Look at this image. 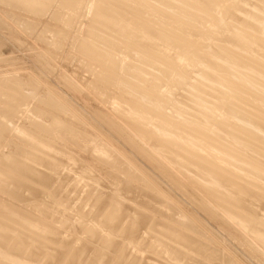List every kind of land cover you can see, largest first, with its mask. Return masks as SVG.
I'll return each mask as SVG.
<instances>
[{
	"label": "rangeland",
	"instance_id": "rangeland-1",
	"mask_svg": "<svg viewBox=\"0 0 264 264\" xmlns=\"http://www.w3.org/2000/svg\"><path fill=\"white\" fill-rule=\"evenodd\" d=\"M62 1L63 0H53V1L38 0L39 11L37 14L33 12H28L23 9L21 10L20 7L16 8L11 5L0 2V80H2L0 81V90L3 88L9 89V87L6 88L7 86L4 85L5 81H3V79L9 78L14 82H17L21 86L22 93L24 95L23 100L25 99L24 101L22 100L23 102H21L22 106L20 107H22V109L19 115H17V117L13 115L2 117L3 119L1 121L4 122L3 124L4 128L3 131L0 132V158H3L2 156H4V158H9L11 157L10 155L19 152L20 150H22V148H25L26 144L23 138H25V136L28 135L31 137V139L38 141L42 146L49 145V147H54L58 150L63 151L70 159V161H73L71 162L72 165L69 164L70 161L68 159L67 160L63 159L62 157L64 156L60 154L62 156L61 158L65 162L62 160L63 163L62 162L59 163L58 160H56L53 157H50V155L48 156L46 154L45 156V153L42 154L39 153V151L33 149L32 151L38 154L40 157L42 158L44 157L46 162L50 161L51 163L56 164V166L59 165L61 167L60 169L58 166L59 171L63 170L61 171V173L59 172L58 174H56V176L53 178L54 183L52 182V184L49 186V187L52 186L51 187L52 189L48 190V187L45 188L44 186H42L41 188H44L46 192L42 194L43 197L36 195L37 192H35L34 190L32 191V189L24 186H23L24 188L22 187L23 189L20 190L19 196L17 198L12 197L13 195L11 192L8 193V191H4L6 193H3L0 191V203L8 204L11 207H13L15 210L20 212V216H19L20 219L24 220V218L21 217L24 214L27 215L29 218H32L33 220L41 222V224L43 223L44 225H52L53 227H57V228L61 227L60 228L61 230L64 229L65 231H62L61 236H64L66 234V236L63 237L66 240L68 239L67 241H64L65 245L63 243L53 244L55 240L51 239L53 241L52 242L49 241V239H47L46 237H40L36 235L25 226H20L21 222L19 220L13 221L11 218L9 219L6 216L5 218L4 216L0 215V221L4 220L2 221L3 223H8L11 227V231L13 232L12 233L10 231L12 234L11 233L8 234L7 236L8 239L6 238H4L6 240H4L3 238L1 239L2 243L5 246L4 247L5 250H8V246L10 245L11 241L13 242L15 240L16 236L18 237V235L19 236L21 235L20 237H23L25 234L24 238L27 240L28 244H26V248L28 250L26 248L24 249V251L26 252L23 253L22 255L23 257L25 254H28L27 252L30 249L33 248V244L31 242L35 241L33 240V238H36L40 240V242L43 239L44 241H42V243H44L45 246L46 245L48 247L55 246L54 248H56L57 246V248L60 249V251L62 250L61 252L63 254H60V260L57 261L55 264H77V262L78 264H115V262L119 261L118 260L119 257L117 256L120 254V251L122 249V247L119 248L121 245H119L118 248L117 246H115L116 250L114 251V248L107 247L108 242H106V244L104 242L105 245L103 244L102 236L101 237L98 236V238L96 239V236L95 238H93L91 237V234L89 233H88L89 235L85 234L87 233L86 231L89 224L84 225L85 221L82 220L81 218L82 216L85 217L88 215H89L88 217L90 218V214L92 212L89 213V209L91 205H95L93 200H95L96 196L101 195L102 197L104 195L100 193L105 192V195L102 198L109 196L107 195V193L111 194L114 192L116 194V197L118 196L120 198L121 197L123 198V196L129 191L128 196L133 192L130 195L131 197L130 196L127 197L125 195L126 197L123 199L124 204L123 205L120 204L117 207L119 211L117 214H119V220H120L119 222L121 226L118 227L119 224L116 225L115 227H117V231L116 229L114 231H116V234L118 236V233L120 231L121 232L123 231L120 230L121 227L125 228L124 225L125 224L127 225L129 223V222L126 223L128 220L130 221L129 219L130 217H128V215L125 214L127 213V211L134 213V210L139 209L140 212L142 211V214L145 215L143 216L144 219H146L145 217H147L146 219V221L148 222L147 225L145 226L146 221L144 220L145 222L143 223L144 226H142L139 229V231H137V233L139 232L138 234L139 236L137 235L139 242L143 240V242H141L143 243L142 246L148 243L147 246L142 247L143 249L140 247L135 248L133 246L131 249V247L129 246L130 248L127 249L126 252L127 255L129 253L128 257L130 258L129 259L130 261H134V259L136 258L134 261L135 264L137 263L141 264L142 262H143L142 264H197V263L224 264L226 263L225 262L226 258L233 260L236 264H264L263 261L264 251L261 250V248L258 245L256 246L257 243H255V241H253V239L250 238L247 234L245 235V233L242 232L241 230V227L246 225L245 221L238 223L239 226H237L235 224H232V222H230L232 220H229V218L227 220L226 219L227 216L224 215L223 212L219 211L220 209L217 210L218 208L217 206L213 209V207L215 206L214 202L217 203V201L218 202L220 200L222 201V197L219 194L216 195L215 192L210 193V191L206 189L207 185H209L211 181V178H209L206 175L205 176L199 175V173L197 172H199L200 169L195 168L194 165L189 166V164H186L185 166L181 161L178 160L175 161L173 160L172 162V160H169L167 156L165 157L159 151H155L153 148L155 147L156 144L152 143V141H150L149 138L146 137L144 139L139 138L137 134L138 127L136 126V124H134L135 126H133L131 123H129V121H127L126 123L125 120L127 119H124V116L122 115V113L130 114V115L133 114V111L128 105V101L131 102L130 99L133 98V100L136 99L139 100L140 103L142 102L141 103L142 105L148 106L151 109L154 108L153 110L154 113L160 114V112H163L166 116L169 117V120L171 121L174 120L177 116V121H179V119H182L184 115L186 116L187 114H183L182 117V114L178 112L175 113L174 111L176 110V108L171 103L176 101V99L180 100V97H182L181 95H183V97H186L185 105H187V113H188L187 116L191 115V113L196 112L195 110L196 105H194L193 102H191L192 98L190 99V97H194V96H192L191 93L190 94L188 93L187 87L185 86L178 88L175 87L172 88V90L167 89L175 82V79L173 78L171 79L169 77V74L165 73L163 69L169 64H171L173 61L168 58H165L163 61L162 60L159 61L156 58L157 56L155 55L154 51L150 50L149 47L147 46L139 47L136 44H132V45L129 44L130 47L133 48L132 50L124 45V48H122V50L120 49V51L118 52L119 54L118 56H120L119 58L124 59L123 61L124 65L127 66L133 61H135L138 66L139 75L144 76L145 73L148 72L149 74L146 75L147 81L152 82V80L156 78L162 80V82L159 83V85L156 87V91L158 94L166 93L168 95L167 98L171 100L170 101L171 105L169 104L168 106L165 105L161 108H155L150 102V100L147 98V96L144 94H140L136 92L132 93L130 90H125V89L119 90L109 85L100 83L98 79L100 76L99 63L94 58V55L86 48H84V44L81 42V39L83 38L81 37L83 36V34H85V31L87 32L88 29L91 30L93 33L95 32L94 34L96 37L97 47L102 49L103 53L107 54L112 52L111 44L113 42L119 43L116 40L117 39L120 40L122 38V35H120L122 32H120V30L118 29L117 31L116 29L106 30L104 26H101L91 20L92 17L91 15L94 11L91 9V6L93 2L95 4L96 1L71 0L70 4L72 5L70 4L65 5L63 6V9L62 7H60L62 5ZM231 1L233 0H224V2L221 3V6H219L221 9L216 11L218 17H221L222 15L225 14L224 6H227L231 8L234 13H236L234 14L233 19L230 21V24H228V27L231 29V34L229 36H226L225 38L222 37L225 42L224 45L226 46V48L233 47L234 46L233 37L236 35H240L244 32V29L242 28L243 22H241L240 17L245 18L246 14L242 16L241 12L235 11L236 8L238 7L245 8L246 6H248L246 5L248 0H244L241 3L236 2L235 5L229 6ZM252 1H250V3H252ZM107 2H109V0ZM116 2L119 1L115 0L113 3L116 6L120 5L121 8H119L120 6H117L118 7L117 8L114 5L115 8L122 9L123 11H124L123 8L125 9L128 8V6L126 8L125 5H122L123 2L121 3V1L119 3ZM254 2L253 4L258 6L257 11L260 8L258 14H260L259 17L263 18L262 22L264 24V13H263L264 4L262 5L261 4L262 2L260 0L257 1L254 0ZM152 3H158L159 5L162 6L164 0H152ZM218 3H219L218 0H211L210 2V4H218ZM214 6L215 5H209V7H214ZM261 6H263L262 7L263 12L261 11ZM65 7H68L67 10L65 9ZM183 7L186 8V10L188 9L187 6H183ZM92 8H94V6ZM128 9L131 10L133 8L131 9L128 8ZM122 10L120 11L123 13ZM129 10H126V13L129 14L128 12ZM260 11L262 13H260ZM131 12L129 14V17L130 15H132L133 17L134 14V18H135L136 13L137 15H140V13L138 14V12H135L134 9ZM147 18L150 22L153 20L152 15H150V17ZM182 18L188 21V19H190V15L183 14ZM212 24L208 20H205V18L201 19V29L199 30V32H202L200 34L203 35L208 30H212L214 36L213 37L214 43L218 45V43H220L218 40L221 37V33L219 30L220 28L215 26L214 22H212ZM162 25L164 28H169L167 22H162ZM135 26H137V24H135ZM262 32H264V30ZM87 33L84 36L86 38H87ZM263 40H264V34H263ZM198 43L199 41H196L193 44L197 45ZM242 53L244 54L245 52L242 51ZM259 56L261 57L262 54H260ZM184 62L185 59H182L180 61L182 65L184 64ZM215 62L217 66L216 68L211 69L210 71L211 74L227 76V78L230 77L232 79H235L236 73L232 69L226 66L223 57H221L220 55H215ZM246 67L241 68L239 70L241 75H245V73L247 72ZM186 69L187 66L184 65L183 70ZM191 70L194 71L195 69L192 68ZM195 74L197 73H193L194 76ZM196 78L197 77L195 76L192 80L191 77L188 78L186 76L181 78V80L184 82L192 81V83H194V80ZM207 82L210 83V81ZM232 86L236 87L237 84L235 83ZM12 91L13 90L11 89L8 92L11 93ZM208 92H210V90H208ZM174 98L175 100H173ZM203 98L206 99L204 100L202 99L203 100L202 102L208 103L209 105L210 97L208 98L209 101L206 95H203ZM120 101L123 103H121ZM119 102L121 103L122 106L120 105ZM213 102L216 104L219 103V105L221 106L224 103L222 102L221 97L215 98ZM124 103L127 104L126 107L125 105L123 106ZM0 106H1L0 108H2L3 106L1 101H0ZM8 108L9 107H7L6 109ZM184 110H186V108ZM120 115L123 118L120 117ZM179 116L181 117L178 119ZM152 118L153 117H151V119ZM151 119L148 122H143L139 120V122L141 123V127L147 132L150 131L151 136L154 137V135L155 136L157 135L158 137L156 138L161 139L162 137L159 134L161 131L159 129L161 128L162 122L157 119H152V120ZM177 121L175 120L174 122ZM207 121L209 122L205 124V127L207 126L206 129L208 130V133L205 130L203 131L205 132L203 133L205 137L206 135L209 134V132L213 133V131H216L218 127L217 125L218 121L215 122V120L213 119H209ZM34 122L41 124L37 125ZM5 126L7 127V129L5 128ZM238 126H244L247 131L253 132V129L251 127V121L246 120V118L244 117L241 116L239 117L238 121L235 124V127ZM172 129L173 130L171 129L170 130L174 131L175 133L172 132L169 134V136L172 137L173 135H175L174 138H177L176 137L177 133L175 131L176 129L175 130L174 128ZM169 131H167V133H169ZM153 132L156 134H154ZM76 133L77 134L80 133V134L76 136L77 135ZM252 135L253 134H251L250 136ZM223 140L224 142H226L227 145H229L230 143L229 139L223 138ZM174 143L175 142L170 143L172 146H170L169 144L168 146L170 148L171 147L178 148L179 152L182 155H187L186 151L184 152V150H181L180 144L177 145L175 143L176 144L175 146ZM28 148L29 147L27 145V148L25 149ZM200 149L201 152L204 151V154L202 153V155L209 154V152H207L209 151V149L206 146L205 148H200ZM152 150H154L157 153H155L154 151L152 152ZM109 153L110 155H112V158L114 157L115 160L117 158L119 162L124 161L123 163L121 162L120 163L123 165L122 167L125 170H120L119 167H116V165L118 166L119 162H115L116 163L115 164L109 162L110 160L109 161L107 160L108 161L107 162L106 159H103L105 156H108ZM62 164L64 167L61 166ZM68 165L72 166L73 168L71 167V169L69 170ZM3 167L4 168H1L2 172H5L7 176L9 175L8 173L11 174L12 171L9 169V165L8 167L7 165ZM83 167L85 168V170ZM230 167L233 170L237 171L240 175L243 176L246 175L245 177L249 176L245 173V171H243L241 163L239 161L237 162L230 160ZM8 170H10L11 172ZM44 171L45 170L41 167V169L34 170L32 172V175L34 176L35 179L42 180L44 178ZM201 171H202V167H201ZM130 172L132 176L129 175ZM16 175L19 176V174ZM127 176L128 177L130 176L131 178L130 177L128 178ZM61 178H63L64 180ZM55 179H57V181H55ZM91 180L99 183L98 188L100 189H101L100 186L102 185L104 188H102L101 190H106V191L103 192L98 191L100 190V189L98 190L96 189L98 184H93L96 182H93ZM257 180L259 181V179ZM55 182H56V187L54 185ZM59 182L62 184V186ZM87 182H90V184L89 183L88 185L85 184L86 187H84V183ZM259 182L264 184V181H259ZM36 183H34V185H36ZM59 184L62 188L59 187ZM92 185H94V187L96 185V187L93 188ZM198 185H202L201 187L203 189L200 188V186ZM57 187L60 188L59 190L57 189L58 192L60 191L59 193L57 192L58 196L55 192ZM64 187H66V189ZM90 187H92L96 191L92 190L88 192V190L92 189ZM70 189L73 191H71ZM53 190L55 192V195ZM61 190L64 193H62ZM94 191L95 192L98 191V193L100 192L99 193L100 195L98 193H97L98 195L97 194L95 195ZM142 191H144L143 193L149 191L147 192L149 193L147 202L145 201L147 197L146 195L147 193L140 194V192ZM206 191L208 192L209 196H206L208 195ZM44 194L47 196H45ZM91 195H93L91 197L92 199L89 198ZM215 195L217 196V198ZM44 196L47 197L48 199L45 200ZM210 196L216 198V199L214 198L212 199V201H214L212 202L213 204H211L208 200H206L208 198L211 199L212 197ZM38 197L39 199H41V201L39 199L37 200ZM58 197H59V201H56ZM61 197L64 200L67 199L66 200L67 202H65ZM79 197H82L81 200H79L80 199ZM49 198H52L50 199L51 207L50 206L47 207V205L50 204V201L49 203L46 202L49 200ZM218 198H220V200ZM70 199L73 201H71ZM82 199H84V202L88 205H85V203L81 202L83 201ZM60 200H63L65 203L63 201H61L62 202L61 203ZM201 200L204 204L201 202ZM38 201H40V203ZM54 201L56 202V204ZM142 201L143 202L145 201L144 202L145 204L147 203L148 208L151 205L152 206L150 208L155 207L156 209L157 208L160 209L161 207V210L162 209L163 211L165 210L164 212H167L166 214L168 216L172 215L173 218L172 220L174 221L168 219L165 213L164 214L166 215V217L159 216L157 213L155 214V211L153 209H150L149 212L148 208L146 209V207L144 208V206H142L143 205ZM163 201L165 204L163 203ZM37 202L38 205H42V208L44 207L42 210L45 212L43 211L41 212L40 210L37 209L38 207ZM57 202L58 203L60 202L58 206H57ZM78 202L81 204H79ZM253 202L255 204L254 207L257 206L256 208H254L257 209L255 211H259L260 207H262L260 211L257 212V214L259 216L260 214L261 216H264L263 213L264 199H261L260 201L258 200L257 202L256 201ZM255 202L257 203V205ZM82 203L85 205V207L82 206ZM89 203L91 204L89 205ZM153 204L156 206H154ZM166 204L168 208L166 207ZM233 204L235 205L233 201L226 203L227 206H229L230 208L232 207L234 209L237 206L234 207ZM33 205H35L36 208ZM66 206H70V208L69 207L66 208ZM87 206L89 207V209ZM71 207H73L72 212L74 209H76L74 211L75 215L73 214V216L71 215L72 212H70ZM83 207L85 208L84 209L85 211L88 210L87 211L88 215L83 210ZM101 207L102 209L104 208V210L100 209L99 212L101 214L98 213V216H96L98 218L99 217L102 218V219L97 218L98 221L103 220L104 217L107 216V214L112 209H114L111 203L110 205L109 203L108 205L104 204ZM47 208L51 210L49 211L47 210ZM53 208L55 211L52 210ZM64 208H66V210L62 211ZM78 208H80L81 210L79 211ZM108 208L111 209L109 210ZM105 210L108 212L107 214L106 213L103 214L104 212H106ZM124 210L126 212H124ZM121 212L125 216H123ZM144 212H146V214ZM76 214L77 216L80 214L79 217H77ZM102 214L105 216H102ZM120 214L123 217H121ZM126 215L128 218L126 217ZM74 216H76L77 218ZM71 217H74L75 219ZM68 219L69 221H67ZM79 220L80 223H78ZM90 220L91 219H89V223L90 225H92L91 223L93 221ZM15 221H17V223ZM64 221H67L68 224L64 223ZM76 221L78 222L76 223ZM82 221H84V223ZM177 221H180L181 223L183 222V225L185 227L181 228L183 225L179 224L180 222ZM81 222L83 223V225ZM62 224L64 227L62 226ZM76 224L78 225L79 228L76 227L77 226ZM148 224L149 227L152 228L153 226V228H155V229L152 228V230L155 231L157 229L159 230V232L156 231L151 233L152 231L149 230L150 229L149 227H147ZM80 225H82V227H80ZM69 226L71 228H68ZM189 228L190 229L193 228V229L190 230ZM178 229L180 231H176ZM100 230L98 229V231L101 233L103 230L102 231ZM148 230L150 231L151 234L149 233ZM17 231H19V233ZM175 231L178 232L179 234L175 233ZM194 231L197 232L195 233ZM20 232L23 234H21ZM17 233L18 235H16ZM174 233L175 235H173ZM104 234L105 231L104 233L102 232V235ZM120 234L121 233H119V235ZM153 234L156 235L154 236ZM27 235L29 236V242H28V238L26 237ZM69 235L71 237H69ZM30 236L31 237L34 236V237L31 239ZM72 236L74 237V239L76 237V239L79 240L72 239L73 238ZM140 237H142V240H140ZM155 237L159 238V240L162 241V243L170 242L171 245L176 246L177 248L175 250L182 251L183 256H180L178 260L177 258L175 259V257L169 252V250L166 249L164 250L162 248L163 246L160 245L159 243L157 244L158 246L160 245L161 248H159L158 246L155 247L152 246L155 245L152 244L154 243V241H156ZM100 241L102 242L103 246L101 244L99 245ZM121 243L123 244V242ZM66 245H68V248ZM82 245L84 246L81 247ZM250 245H254L253 248H251ZM206 247H208L209 249L208 248L206 249ZM255 247L258 250H253L255 249ZM64 248H66L65 250L68 249L66 254L64 252ZM77 248L84 250L85 253L84 251H81V256L79 254H74L75 249ZM104 248L106 250H104ZM155 248L156 250H154ZM110 249H112V251H109L108 253L107 251ZM117 249L119 252H116ZM113 251L114 254L112 253ZM162 251L165 252L168 251V252L165 253ZM213 251L215 252V254L218 253L217 254L218 256H216L213 253ZM259 251H261L263 254ZM17 253L20 254L19 252ZM138 253H140V255H138L139 257L136 256ZM64 254L65 256L63 259ZM111 255H113L114 257ZM210 255L211 256L214 255L213 258ZM43 257L44 259L46 258L47 260H50L51 258L46 253L44 256L42 255V257H40L41 259L39 258L41 261L40 260L38 261L37 257L32 258L30 256V259H35V258L37 259V260L35 259V262L33 263H36L37 261L39 262L38 264L48 263L49 261L47 262L45 260H42ZM109 257H111L110 258L111 261H109ZM27 258L29 259V256ZM68 258L69 259L73 258L75 262H71V260H69ZM207 260L209 263L207 262ZM1 262L2 259H0V264H3ZM122 264H127V263H122Z\"/></svg>",
	"mask_w": 264,
	"mask_h": 264
},
{
	"label": "bare ground",
	"instance_id": "bare-ground-1",
	"mask_svg": "<svg viewBox=\"0 0 264 264\" xmlns=\"http://www.w3.org/2000/svg\"><path fill=\"white\" fill-rule=\"evenodd\" d=\"M47 1H53V0H47ZM94 1H96L95 4L93 2L94 5L92 4V6H91V9L94 10L92 15H91L92 16L91 20L93 22L101 25V26H104L106 28V30H108V29L109 30L116 29V31H117V29L120 30V32H122L120 35H122V38H123V39L121 38L122 40L121 39L120 40L115 39L119 43L113 42L111 44L112 52L105 54V53H103V50L98 48L96 45V37L94 34L95 32L93 33L91 30L88 29L87 30L88 33L85 31V34L87 33V38L84 37L85 34H83V36L81 37V38H83V39H81V42L84 44V48H86L88 51H90L94 55V58L99 63L100 76L98 79H99L100 83L109 85V86L116 88V89H119V90L125 89V90H130L132 93L136 92V93L144 94L147 96V98L150 100V102L152 103V105L155 108H161L165 105L168 106L171 103L170 102L171 100L167 98L168 95L166 93L158 94L156 91V87L159 85V83L162 82V80H160L159 78H156V79L152 80V82L147 81L146 75H148L149 73L146 72L144 76L139 75L138 74V71H139L138 66H137V63L135 61H133L132 63H130L129 65L126 66L123 64L124 59L119 58L120 56H118L119 55L118 52L120 51V49L122 50V48H124V45L132 50L133 48L130 47L129 44H131V45L136 44L139 47L140 46L141 47H145V46L149 47L150 50L154 51L155 55L157 56L156 58L159 61L160 60L163 61L165 58L171 59L173 61L171 64H169L168 66H166L163 69V71L165 73L169 74V77L171 79L172 78L175 79V82L167 88L168 90L169 89L172 90V88H175V87L178 88V87H184L185 86L188 88V93L189 94L191 93V95L194 96V97H190V99L192 98L191 102H193V104L196 105V108H195L196 112L191 113V115H189V116H187L188 115L187 105H185L186 97H183V95H181L182 97H180V100L176 99V101L171 103L176 108V110L174 111L175 113L178 112V113L182 114V117H183V114H187L186 116L184 115V117L182 119H179L181 117V116H179L178 117L179 121H177L176 115H174V116H176V118L171 121V120H169V117L166 116L163 112H160V114H156L153 111L154 108L151 109L148 106L142 105L141 104L142 102L140 103L139 100H136V99L133 100V98H132V99H130L131 102H129L128 100L127 101H128V105L130 106L131 110L133 111V114L130 115V114H125V113L121 112L122 115L124 116V119H127V120H125L126 123H127V121H129V123H131L133 126H135L134 124H136V126L138 127V133L137 134H138L139 138H142V139H144L145 137L149 138L150 141H152V143L156 144L155 147L153 148L155 151H159L165 157L167 156V158H169V160H172V162H173V160L174 161L178 160V161H181L183 163V165H185V166H186V164H189V166L194 165L195 168L200 169V171L197 172V173H199V175H203V176L206 175L209 178H211V181H210L209 185H207L206 189H208L210 191V193L215 192L216 195L219 194L222 197V201L220 200V198H218V199L221 202L217 201V203H215L214 201H212L213 198L214 199L217 198L216 195H215L216 198L213 196H210L212 198L211 199L208 198L206 200H208L211 204H213L212 202H214L215 206L213 205L214 206L213 209L217 206L218 207L217 210L220 209L219 211L223 212V214L227 216V217L225 216L227 220H228V218H229V220H232V221H230V222H232V224L239 226L238 223L245 221L246 225L241 227L242 232H244L245 235L247 234L250 238H252L253 241H255V243H257L256 246L258 245L261 248V250L264 251V216H261L260 213H259L260 216L257 214V212H259L262 207H260V209H259V206H258L259 211H255L257 209H254V208H256L257 206L254 207L255 204L253 202V201L257 202L258 200L260 201L261 199H264V184L259 182V181H264V59H263L264 57H262V56H264V40H263L264 32H262L264 30V24L262 22L263 18L259 17L260 14H258V11L260 10V8L257 11L258 6L254 5L255 4L254 0L253 1L248 0L246 3V5H248L249 7H252V8H249L248 6H246L248 8H246V7L245 8H239V7L236 8L235 11L241 12L242 16L244 14H246L245 18L240 17L241 22H243L242 28L244 29V32L240 35H236L233 37V40H234V46L233 47H230V48L227 47L226 48V46L224 45L225 42H224L223 38H225L226 36H229L231 34V29L228 27V24H230V21L233 19L234 14H236V13H234L231 8L224 6L225 14L222 15L221 17H218V15L216 14V11L221 9L219 6H221V3H223L224 0H218L219 1L218 4H210L211 0H164V3L162 6L159 5L158 3H152V0H116L119 2L121 1V3L123 2L122 5H125L126 8L128 6V8H130V9L133 8L135 10V12H138V14L140 13V15H137V13H136L135 18H134V14H133V17H132V15H130V17H129V14L131 11H133V9H131V10H129L128 8L125 9V8H123V6H122V8L124 9V11L122 9H117L118 8L117 6H120V5L116 6L113 3L115 0H109V2H107L108 0H94ZM243 1L244 0H233V1H231L229 6L235 5L236 2L241 3ZM250 1H252V3H250ZM260 1L262 2L261 4L263 5L264 0H260ZM0 2H3L4 4L11 5V6L16 7V8L20 7L21 10L23 9V10H26L28 12H33L35 14H37L39 11L38 0H0ZM70 2H71V0H63L62 5L60 7H62V9H63V6L70 4ZM119 2H116V3H119ZM253 2H254V4H253ZM70 5H72V4H70ZM114 5L117 8H115ZM209 5H215V6L209 7ZM93 6H94V8H92ZM183 6H187L188 9L186 10V8H184ZM68 7H65V9L67 10ZM262 7L263 6H261V11H262ZM119 8H121V6ZM120 10H122L123 13ZM126 10H129L128 11L129 14L126 13ZM261 11H260V13H262L264 11V8H263V11L262 12ZM124 12H125V14H124ZM183 14L190 15V19H188V21L184 20L182 18ZM150 15L153 16V20L151 22L147 18V17H150ZM204 18H205V20H208L211 24H212V22H214L215 26L220 28L219 30L221 33V37L218 40L220 42V43H218V45H216V43H214V38H213L214 36H213L212 30H208L203 35L200 34V33H202V32H199V30L201 29V19H204ZM162 22H167L169 28H164L162 25ZM134 23L137 24V26H135ZM196 41H199V43L197 45L193 44ZM242 51H244L245 53L243 54ZM260 54H262L261 57L259 56ZM215 55H220L221 57L224 58L226 66L228 68L232 69L236 73L235 79H232L230 77L227 78V76L213 75L210 73L211 69H214L217 66V64L215 62ZM182 59H185V62L183 65L180 63V61ZM184 65L187 66L186 70H183ZM244 67H246L247 72L245 73V75H241L239 70L241 68H244ZM192 68L195 70L194 71L191 70ZM193 73H197V74H195V76L197 78L194 80V83H192V81H189L188 79L187 80L190 83L184 82L181 80V78L186 77V76L188 78L191 77L193 80V78L195 77L193 75ZM197 75H199V76H197ZM0 81H2V80H0ZM3 81H5V84L4 83L3 84L7 86L6 88L9 87V89H4L3 85H2L3 89L0 90V101L3 104L2 108H0V132L3 131V128H4V126H3L4 122L1 121L3 119L2 117L8 116V115H13V116L17 117V115H19V113L21 112V109H22V107H20V106H22L21 102H23L25 100V99L23 100L24 95L22 93V88L17 82H14L13 80H11L9 78L3 79ZM207 81H210V83ZM235 83L237 84V86L233 87L232 85ZM10 88L13 90L12 91L13 93L8 92L9 90H11ZM184 89H186V88H184ZM208 90H210V92H212V93L208 92ZM191 95H189V96H191ZM203 95H206L207 99L210 97V101L208 99L209 105H208V103L202 102L204 99H206V98H203ZM220 97L222 98V102H224L222 106L219 105V103L216 104L213 102L215 100V98H220ZM173 100H175V98ZM208 101H206V102H208ZM121 103H123V102H121ZM121 103H120V105H121ZM173 103H175V104H173ZM188 103H189V101H188ZM5 105H7V106H5ZM124 105L126 107L127 104L124 103L123 106ZM7 107H9V108L6 109ZM185 108H186V110H184ZM151 112L154 114H152ZM240 116L246 118V120L251 121V127L253 129V132L247 131L244 126L235 127V124L238 121ZM120 117H122V116L120 115ZM151 117H153L152 119H157V120H160L162 122L161 128L159 129L161 131L159 133L162 137L161 139L156 138V137H158L157 135L156 136L154 135V137L151 136L150 131L147 132L146 130H144L141 127V123L139 122V120H141L143 122H148V121H150ZM5 119H6V117H5ZM209 119H213V120H215V122L218 121V124H217L218 127H217L216 131H213V133L209 132V134L206 135V137H205L203 134L205 132H203V131L205 130L208 133V130L206 129L207 126L205 127V124L209 122V121H207ZM175 120L177 122H174ZM34 123L37 125L41 124V123L38 124L37 122H34ZM5 128L7 129L6 126H5ZM172 128H174V130L176 129L175 130L177 133L176 137L178 139L174 138L175 135H173L172 137L169 136L170 133H172V132L175 133L174 131H171V130H173ZM214 130H215V128H214ZM167 131H169V133H167ZM153 133H152V135H153ZM79 134H77L76 136H78ZM154 134H156V133H154ZM251 134H253V135L250 136ZM223 138L230 140L229 145H227L226 142H224ZM23 139H24L25 144H26L25 148H27V145H28V147H29L28 149L22 148V150H20L19 152L10 155L11 157H9V158H4V156H2L3 158H0V165H1V167H0V191L3 193H6L4 191H8V193L11 192L13 195L12 197L17 198L19 196L20 190L23 189L24 187H27V188L32 189V191L34 190L35 192H37L36 195L43 197L42 194L46 193V192H45L44 188H41V187L42 186H44L45 188L48 187V190L52 189L51 188L52 186L51 187H49V186L52 184V182L54 180L53 178L56 176V174H58L59 172L61 173V171H63V170L59 171V169H58L59 165L56 166V164L51 163L50 161H48L50 163L46 162L44 157L43 158L40 157L38 154H36L32 150L35 149V150L39 151V153H42V154L45 153V156H46V154L48 156L50 155V157H53L56 160H58L59 163L62 162L63 159H66V160L68 159L69 161H70V159L67 157V155L63 151L58 150L54 147H49V145L42 146L38 141L31 139V137L28 135H26L25 138H23ZM173 142H175L177 145L180 144L181 150H184V152L186 151L187 155H182L179 152L178 148H173V147L170 148L168 146V144L170 146H172L170 143H173ZM176 144H175V146H176ZM181 145H182V147H181ZM205 146L209 149V151H207V152H209V154L202 155V153L204 154V151L201 152L200 148H205ZM176 149H178V150H176ZM154 150H152V152ZM155 153H157V152H155ZM60 154H62L64 157H62ZM103 159H106V161L110 160L109 162H111V163L119 162V160L117 158H116V160L114 159V157L112 158V155H110V153L108 156H105ZM230 160L237 161V162L239 161L241 163L243 171H245V173L249 176L245 177L246 175L245 176L240 175L237 171L233 170L230 167ZM69 161H66V162H69ZM71 162H73V161H70L69 164H71ZM120 162L118 163V166L116 165V167H119L120 170H125L122 167L123 165L121 164L124 161L121 163ZM6 165H7V167L9 165V169L12 171L11 172L10 170H8L11 172V174L8 173L9 174L8 176H7V174H5V172H2V170H1V168H4L3 166H6ZM61 166L64 167L63 164ZM68 166H69V170H70L72 166H70V165H68ZM200 166L202 167V171H201ZM41 167L45 170L44 171V178L42 180H37L32 175V172L34 170L41 169ZM187 167H188V165H187ZM59 168L61 169L60 166H59ZM84 170H85V168H84ZM16 174H19V176H17ZM129 175L132 176L131 172ZM87 177H88V175H87ZM61 179H63V178H61ZM257 179H259V181ZM58 180H59V178H58ZM55 181H57V179H55ZM67 181H69V180H67ZM91 181H93V180H91ZM93 182H96V181H93ZM34 183H36V185H34ZM88 183L90 184V182L84 183V187H86L85 184L88 185ZM60 184H59V187L62 186V184H61V186H60ZM93 184H98L97 187H96V185H95V187L97 190L100 189V188H98L99 183L96 182ZM54 185L56 187V182ZM130 185H131V183H130ZM198 186H200V188H202L201 187L202 185H198ZM92 187L95 188L94 185H92ZM92 187H90V188H92ZM100 187H101V189L104 188L102 185ZM64 188L66 189V187H64ZM93 188L90 190L87 189L88 192L95 190ZM57 189L59 190L60 188L57 187L56 191H55L57 196H58V193L60 191L58 192ZM101 189L98 191H101V192L106 191V190H101ZM54 190H53V192H54ZM71 191H73V190H71ZM98 191L95 192V195L98 193ZM144 191L140 192V194H146L147 192H149V191H146V193H143ZM55 192H54V195H55ZM61 192H62V190H61ZM128 192L125 194L127 197H129L133 193L132 192L128 196V194H129ZM51 193H52V190H51ZM62 193H64V192H62ZM100 194L105 195V192L100 193ZM148 194L149 193L146 194L147 195L146 200H145L146 202H147ZM207 194H208V192H207ZM66 195H67V193H66ZM104 195L102 197H104ZM107 195H109V196H107L108 198L105 197L107 199L102 198L101 195L96 196L95 200H93L95 205H91L90 209L87 206L89 209V213L92 212L90 214V218L88 217L89 215L87 214L88 210L87 211L84 210L85 205H88V204H86L84 202V199H82L83 201H81V202L85 203V205L82 203V206H84L83 210L86 212V214L88 216L83 217L81 215L82 216L81 219L85 221V223H84V221H82L84 223V225L89 224L87 227V231H86L87 233H85V234L89 233V234H91V237H93V238H95V236H96V239L98 238V236H100V237L102 236L103 237V240H102L103 244H104V242H105V244H106V242H108L107 247L114 248V251L116 250L115 246H117V248H118V246L121 245L119 248L122 247V249L120 251V254L117 256V257H119L118 258L119 261L115 262V264H122V263L135 264L134 261L136 258L134 259V261H130L129 260L130 258L128 257L129 253L127 255L126 252H127V249H129L130 247L132 249V246L135 248H138V247L142 248L144 246H147L148 243H146V242H145L146 245L142 246V244H143V243H141V242H143L142 237H140V240H142L140 242L137 238V235L139 234V232L137 233V231H139V229L142 226H144L143 223H145L144 220L146 221L147 217H145L146 219H144L143 216H145V215L142 214V211L140 212L139 209L134 210V213H132L130 211H129L130 212L129 213L127 211V213H125V214H127L128 217H130L129 218L130 221L128 220L126 222V223L129 222V223L127 225L126 224L124 225L125 228L121 227L120 230H123V231L122 232L120 231L119 233H121V234L119 235V233H118V236H117V234H116L117 227H115V226L118 224H119L118 227L121 226L120 222H119L120 221L119 220V214H117L119 212L117 207L120 204H122V205L124 204L123 199L126 196L124 195L123 198L122 197L120 198L118 196L116 197L115 192L111 193V194L107 193ZM10 196H11V194H10ZM45 196H47V195H45ZM45 196H44V198H45V200H47L48 198ZM92 196L93 195H91L89 198L92 199L91 198ZM206 196H209V194ZM52 198H54V197H52ZM52 198H49V200L46 202L49 203L50 199H52ZM79 198H80L79 200H81L82 197H79ZM38 199H39V197L37 198V200ZM55 199H53V200H55ZM144 199H145V197H144ZM149 199H151V198H149ZM39 200L41 201V199H39ZM63 200H60V202ZM66 200H64V201L67 202ZM40 201H38V202L40 203ZM56 201H59V197ZM71 201H73V200H71ZM231 201H233L235 203V205L233 204V206L234 207L237 206L236 207L237 209L236 208L233 209L232 207L230 208L229 206L226 205L227 202H231ZM38 202H37V205H38ZM144 202H143V205L141 203L140 204L142 206H144V208L146 207V209H147L148 208L147 203L145 204ZM156 202H157V200H156ZM201 202H202V200H201ZM203 202H204V199H203ZM59 203L57 202V206ZM91 203H93V202H91ZM91 203H89V205ZM108 203H109V205L111 203V205L113 206L114 209H112L109 213L107 212L108 210L106 209L107 211L105 210L106 212H104L103 214L108 213L107 216L102 214V216H105L104 219L101 221L100 220L98 221L99 218L100 219H102V218L101 217L98 218L96 216H98V213H100L99 212L100 209L104 210V208L102 209L101 206H103L104 204L108 205ZM163 203H164V201H163ZM46 204H45V206H46ZM55 204H56V202H55ZM79 204H81V203H79ZM205 204H206V202H205ZM258 204H260V203H258ZM50 205H51V201H50V204L47 205V207H49ZM228 205H230V204H228ZM256 205H257V203H256ZM33 206L36 208L35 205H33ZM92 206H94V207H92ZM154 206H156V205H154ZM63 207H65V206H63ZM67 207L70 208V206H66V208ZM77 207H79V206H77ZM150 207L148 208L149 212H150V209H153L155 211V214L157 213L159 216H165L166 217L167 212H164L165 210L163 211V209L161 210V207H160V209H158V208L156 209L155 207H152V208H150ZM163 207H164V205H163ZM166 207L168 208L167 204H166ZM43 208H42V205H38V207H37V209L40 210L41 212L43 211L42 210ZM66 208H64L62 211H65ZM72 209H73V207H71L70 212H72ZM78 209H79V211L81 210L80 208H78ZM47 210H49V209L47 208ZM52 210H54V208ZM75 210L76 209L73 210V212L71 214L72 216H73ZM43 212H45V211H43ZM52 212H50V213H52ZM124 212H126V211L124 210ZM54 213H56V212H54ZM144 213L146 214V212H144ZM263 213H262V215H263ZM77 214H76V216H77ZM214 214H215V212H214ZM0 215L4 216V217L6 216L9 219L11 218L13 221L19 220L21 222L20 226H25L31 232L35 233L36 235H38L40 237H46L47 239H49V241H52L51 239L57 241V242L52 241L53 244L54 243L55 244L56 243H58V244L63 243L64 244L65 243L64 241L68 240V239L66 240L65 238H63L66 236V234L64 232L63 233L65 235L61 236L62 231H65L64 229L61 230L60 229L61 227L57 228V227H53L52 225H44L43 223L41 224V222L33 220L32 218H29L27 215H24V214L21 216L22 218H24V220L20 219V217H19L20 212H18L17 210H15L13 207H11L8 204L0 203ZM79 215L77 217H79ZM122 215L125 216L123 213H122ZM122 215H121V217H123ZM127 215H126V217H127ZM76 216H74V217H76ZM74 217H71V218H74ZM167 218L170 220L173 219L172 215L171 216L167 215ZM89 219H91L90 221H93L91 223L92 225H90ZM80 220H79V222L76 221V223L77 222L80 223ZM2 221H4V220H2ZM2 221H0V259H2L1 263H3V264H38L39 263L38 261L41 259L40 257H42V255L44 256L46 253L49 255V257H51L50 260H47L46 258L44 259V257L42 260H45L47 262L48 261L51 262V263L48 262L49 264H52V263L55 264L57 261L60 260V254H63L61 252L62 250L60 251V249H58L57 246H56V248H54L55 246L52 247L51 245H50L51 247H48L47 245L45 246V244L42 243V241H44L43 239L40 242V240L33 238L34 236L33 237L30 236L31 239L33 238V240H35V241L32 240L33 242H31L33 244V248H32L33 251H32V249H30L31 248L30 247L29 248L30 250L27 252L28 254H25L23 257L22 256L23 253L26 252V251H24V249L26 248V244H28V243H27V240L24 238L25 234H24V236L22 235L23 237H20L21 235L20 236L18 235L19 231H17L18 233L16 234V235H18V237L16 236L15 240L13 242L11 241L10 245L8 244L9 245L8 250H5V248H4L5 246L2 243L1 239L2 238L8 239L7 236L12 231H11L10 225L8 223H3ZM67 221H69V219ZM67 221H64V223H67ZM172 221H174V220H172ZM15 222L17 223V221H15ZM177 222H180V221H177ZM177 222H176V224H177ZM61 223H59V224H61ZM83 223H82V225H83ZM93 223H94V225H93ZM147 223L148 222L146 221L145 226L147 225ZM63 224H62V226H63ZM179 224L183 225V222L182 223L180 222ZM226 224H228V223H226ZM82 225H80V227H82ZM76 227H78V225ZM147 227H149V224ZM183 227H185V226L183 225L181 228H183ZM68 228H71V227L69 226ZM83 228H82V230H83ZM85 228H86V226H85ZM149 228L148 229L152 231L151 233L156 232V231L159 232V230H157V229L155 231L152 230L153 226H152V228L151 227H149ZM98 229L99 230L101 229L100 231L103 230L102 231L103 233L105 231V234L102 235V232L100 233L98 231ZM115 229H116V231H114ZM153 229H155V228H153ZM191 229H193V228H191ZM141 230H143V229H141ZM176 231H180V230L178 229ZM176 231H175V233H178ZM67 232H68V230H67ZM80 232H81V230H80ZM82 233H83V231H82ZM149 233H150V231H149ZM175 233L173 235H175ZM21 234H23V233H21ZM45 234H46V236H45ZM13 235H15V234H13ZM92 235H94V236H92ZM157 236H158V233H157ZM201 236H203V235H201ZM26 237L28 238V242H29V236L27 235ZM69 237H71V236L69 235ZM76 237H75V239H76ZM6 239H4V240H6ZM31 239H30V241H31ZM72 239H74V237ZM146 239H148V238H146ZM155 239H156V241H154V243H152L155 245H152V246H154V247L158 246L157 243H159L160 245L163 246L162 248L164 250L165 249L169 250V252L175 257V259L176 258L178 259L180 256H183L182 251H176L175 249L177 247L174 245H171L170 242L169 243L168 242L162 243V241H160L159 238L155 237ZM76 240H79V239H76ZM184 241H185V239H184ZM100 242H99V245L101 244L103 246L102 242L101 243ZM121 242H123V244ZM74 243H75V241H74ZM32 244H31V246H32ZM76 244H77V242H76ZM160 245L158 246L159 248H161ZM29 246H30V244H29ZM66 246L68 248V245H66ZM83 246L84 245H82L81 247H83ZM253 246L254 245H250L251 248H253ZM72 247H73V245H72ZM97 247H98V245H97ZM75 248H76V246H75ZM207 248L208 247H206V249ZM65 249L66 248H64V252L66 254L68 249L67 250H65ZM69 249H70V247H69ZM93 249H94V247H93ZM98 249H100V248H98ZM97 250H96V252H97ZM104 250H106V249L104 248ZM154 250H156V248ZM253 250H258V249H256V247H255V249H253ZM81 251H84V250L77 248V249H75L74 254H79L81 256ZM109 251H112V249L108 250L107 252L109 253ZM114 251L112 252L113 254H114ZM15 252H16V254H15ZM17 252H19L20 254H18ZM116 252H119L118 249ZM131 252H133V251H131ZM162 252H165V251H162ZM167 252H165V253H167ZM259 252H261V251H259ZM84 253H85V251H84ZM213 253L215 254L214 251H213ZM65 254L63 255V259H64ZM135 254H136V252H135ZM217 254H215V255L218 256ZM82 255H84V254H82ZM138 255H140V253H138L136 256L139 257ZM28 256H29V259L27 258ZM30 256L32 258L37 257L38 261L36 263H33V262H35L36 258L30 259ZM38 256H40V257H38ZM111 256H113V255H111ZM213 256H211V257L213 258ZM117 257H116V260H117ZM47 258H48V256H47ZM110 258L111 257H109V261H111ZM127 258H128V260H127ZM133 258H134V255H133ZM69 260H71V262H75L73 260V258L72 259L70 258ZM45 261H44V263H45ZM263 261H264V259H263ZM207 262H208V260H207ZM225 262L226 263H224V264H236L233 260H230L227 258L225 259ZM48 263H46V264H48ZM77 264H78V262H77Z\"/></svg>",
	"mask_w": 264,
	"mask_h": 264
}]
</instances>
